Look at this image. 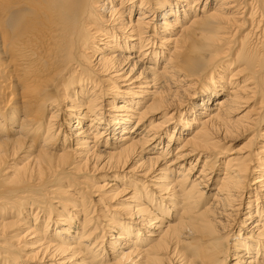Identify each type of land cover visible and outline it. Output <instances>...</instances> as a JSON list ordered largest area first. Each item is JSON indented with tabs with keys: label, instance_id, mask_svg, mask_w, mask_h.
<instances>
[{
	"label": "bare ground",
	"instance_id": "6f19581e",
	"mask_svg": "<svg viewBox=\"0 0 264 264\" xmlns=\"http://www.w3.org/2000/svg\"><path fill=\"white\" fill-rule=\"evenodd\" d=\"M0 264H264V0H0Z\"/></svg>",
	"mask_w": 264,
	"mask_h": 264
},
{
	"label": "rangeland",
	"instance_id": "374dc122",
	"mask_svg": "<svg viewBox=\"0 0 264 264\" xmlns=\"http://www.w3.org/2000/svg\"><path fill=\"white\" fill-rule=\"evenodd\" d=\"M245 139H246V137H245ZM242 142V140H237V141H233V145L231 144V146H236V145H239L240 143ZM125 197H123V199H124ZM122 198H118L116 201H115V204L114 205H116V206H121V204L120 203H122L123 200Z\"/></svg>",
	"mask_w": 264,
	"mask_h": 264
}]
</instances>
